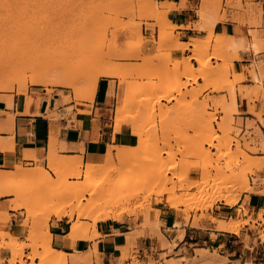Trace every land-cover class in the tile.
Instances as JSON below:
<instances>
[{"label": "rangeland", "instance_id": "1", "mask_svg": "<svg viewBox=\"0 0 264 264\" xmlns=\"http://www.w3.org/2000/svg\"><path fill=\"white\" fill-rule=\"evenodd\" d=\"M169 8L170 5L163 7L155 0H0L2 71L9 72L13 66H18L21 72L29 75L28 65H18L17 59L39 54L49 56L48 65L54 67L57 76L67 74L65 78L70 75L68 78H72L77 72L75 65L73 69V63L67 64L64 69L58 65V60L70 52L72 46L80 48L92 58L100 59L104 65L122 66L127 70V81L123 84L127 87L129 105L125 114L130 119L134 117L141 126L139 137L150 147L120 172L114 170L107 173L99 169L86 174L83 166L86 162L81 156L74 157L81 161V165L57 168L58 173L50 170L51 158L44 164L31 167L23 165V174L16 182L24 188V200L30 213L43 212L51 206L70 208L77 204L85 205L92 195L87 190L89 187L97 193L120 187L122 191L119 192L124 197L121 196L122 199L115 194L123 202L119 199L117 210L126 209L129 214L125 219L130 220L135 227H157L160 211L155 207L162 206L175 213V224L180 229L189 222L197 226L202 220L211 221L212 216L221 222H232L236 215L243 212L245 214L238 217L241 228L246 225V221H250L258 235L264 232V208L258 211L261 216L258 212L252 215L243 205L248 194H264V149L261 147L264 136L252 120H247L243 130L242 119L235 118L238 111L232 108V93L238 90L242 94L244 88L238 84L245 79V75L240 78L234 68V60L239 59L238 50L242 47L224 46L218 39H210L214 33L213 20H254L252 25H248L251 39L247 46L254 51L251 45L257 42L259 48L254 52H264V0H202L200 10L207 13L208 19H199L194 26L205 31V36L184 42L188 47L184 50L190 54L182 58L171 55L172 51L177 50L175 41L179 36L174 34L176 26L167 18ZM156 11L159 12L156 17H149ZM161 30L171 35L165 43L158 37ZM144 31L151 32L150 37H146ZM193 39L197 41L191 45ZM138 43H144V46L134 50ZM190 45L192 48H189ZM201 49L203 52L198 56L199 60L194 59L195 52ZM156 57L159 58L147 61ZM177 59L183 63L179 64ZM187 64L194 67L197 75L207 64L212 67V72L202 78V84H198V76L193 79L192 76L184 75ZM258 64L252 63L249 70L251 75ZM253 80L260 81V78ZM165 83H171L173 90L163 91ZM41 88L49 94L58 91L64 95V100L77 102L74 89L63 86L28 84L25 92ZM209 88L225 94H204ZM261 89L260 84L254 86V99L258 98ZM14 91H17V84L13 90H0V93ZM163 95H167V99ZM244 95H249V91ZM66 110H71V107ZM47 115L50 118L60 116L56 107ZM208 125L214 133L206 130L210 127ZM115 152L112 149L113 155ZM62 157L58 149L54 160L59 161ZM103 160L92 163H101ZM46 169L50 175L42 178ZM156 172L165 173L164 179L160 180ZM243 174H247V185L244 184ZM65 183L77 191L57 200L56 196L61 194ZM227 188L229 199L235 202L232 206L239 205L233 214L234 218L226 220L215 216L221 206L231 207L223 198L211 201L208 193V197L200 199L202 201L197 202V197L193 198L204 192L216 195ZM192 200H195L194 203ZM10 242L18 247L14 254L7 247ZM31 242L27 235L20 240L18 237H6L0 231V248H7L10 253L9 258L0 257V264H42L39 259L36 263V258L28 256L34 251L43 250L45 240H40L38 246L30 245ZM27 248L29 252H26ZM197 252L200 258L193 260H204L205 264H212V259L217 257V251L210 253L202 249ZM128 256L136 264L134 255ZM201 264L204 263L201 261Z\"/></svg>", "mask_w": 264, "mask_h": 264}, {"label": "crops", "instance_id": "2", "mask_svg": "<svg viewBox=\"0 0 264 264\" xmlns=\"http://www.w3.org/2000/svg\"><path fill=\"white\" fill-rule=\"evenodd\" d=\"M155 1L170 5L167 18L176 26L174 34L179 36L180 41L189 42L190 38L205 36V31L195 29L194 26L200 19L202 0ZM214 32L232 35L235 42L241 41L243 45L238 50L239 59L234 60L235 70L245 75V79L238 84L244 87L242 94L236 90L238 114H235V118L242 119L243 130L247 120L254 121L264 136V52L255 53L252 46L254 51L247 46L251 39L247 23L241 24L228 18L217 22ZM144 34L150 37L151 32L144 31ZM189 54L187 50L172 51L175 58ZM253 62L259 64L254 67L255 73L252 72L251 75L249 70ZM253 75H257V80L260 78V81L253 80ZM111 77L99 78L92 101L68 102L58 91L49 94L44 88L27 93H0V170L13 173L15 164L18 163L29 167L37 165L34 161H39V165L46 163L52 134L57 138L55 146L57 151L59 149L60 156H81L83 162L101 161L109 145H135L137 136L131 132L130 125L123 124L115 129V109L118 103L123 102L126 87L118 79ZM202 82L203 79L199 77L197 83ZM259 84L262 89L258 98L254 99L253 89ZM246 91H249V95H244ZM204 94L217 96L225 92L217 93L209 88ZM9 96L10 105L7 104ZM163 103L170 104L166 101ZM69 106L71 110H66ZM55 107L60 116L50 118L47 114ZM250 130H253V126ZM247 196L243 205L250 210V214L264 208V194L252 192ZM14 198L12 193L0 194V231L23 240L28 235L26 226L30 220L28 224H24L25 209L12 208ZM238 207L239 205L221 206L215 216L226 220L234 218L233 214ZM155 208L160 211L157 227H135L125 217L101 220L97 225L99 235L92 239L68 237V216L52 215L48 220L52 246L68 255L67 264H134V259L127 257V254L134 255L136 264H201V261L205 264L204 260H193L200 258L197 251L202 249L210 253L217 251L212 264H264V240L252 228L250 221L243 228L241 226L236 234L217 230L216 223L211 222L212 220H202L197 226L189 222L181 226V232L175 224V213L162 206ZM243 214L245 213L242 212V216ZM259 214L262 215L261 212ZM179 235L182 237L178 238ZM29 251L27 248L26 252ZM0 257L9 258V250L1 247Z\"/></svg>", "mask_w": 264, "mask_h": 264}, {"label": "bare ground", "instance_id": "3", "mask_svg": "<svg viewBox=\"0 0 264 264\" xmlns=\"http://www.w3.org/2000/svg\"><path fill=\"white\" fill-rule=\"evenodd\" d=\"M159 4L163 7H166L169 5L167 3H159ZM158 13L159 12L157 11L155 13H151L149 14V17H156ZM207 17H208L207 13L204 10H200V20L206 21L208 19ZM221 19L224 20V18H221ZM252 21L254 22V20H251V21L241 20V24L247 23L248 25H252L251 24ZM217 22H220L219 19L213 20L214 24H216ZM158 37L162 43H165L171 38V35L161 30L159 32ZM210 39L211 40L218 39L221 42V44L224 46L234 45L237 47L239 46L238 48L243 47L241 41L239 43H237V41L235 42V38L232 35H226V34H220V33L214 32ZM196 41H197L196 39H193V42L191 43V45L195 44ZM175 45L177 46V50L183 51L184 49L188 48L187 45H185V43L180 41L178 38L175 41ZM143 46H144V43H138L136 48H133V49L136 50L137 48H142ZM251 46L256 50L259 48L257 42H253ZM132 51L133 50H131L130 52ZM202 52H203L202 49L196 51L194 59L199 60L198 56ZM157 58L159 57L149 58L147 61H152ZM177 60H179L178 61L179 64L183 63L181 59H177ZM58 61H59L58 65H62L63 69L65 68L67 64L73 63V69L75 65V69L77 71L75 72V74H73L74 77L68 78L71 76L70 75V76H67V78H65L67 74L64 75L65 77L57 76V73L55 74L54 72L55 70H53L54 67L52 68L48 65V63L50 62V58L47 55H39V54L38 55L37 54L36 55L34 54L25 55V56H21L20 58L18 57L17 63L18 65L27 64L30 74L26 75L25 72H21V70L18 69V66H13V69L11 71L9 70V72L8 70L7 71L5 70L6 72H4L2 71L3 68H0V72L1 71L3 72V73L2 72L0 73V90H3V91L13 90L16 84H17V92H24V93H25V90L28 84H32L36 86H44V87L63 86V87L74 89L73 91L75 92L74 95H76L75 97L77 101L78 100L79 101H92L94 98L95 92H96V88H97V84H98V80L100 76L116 77L118 78L119 83H124L127 81V76H126L127 70L123 69L122 66L112 67V66L104 65L100 59L92 58L89 55H86L83 50H81L80 48L76 46L74 47L72 46L71 51L62 55ZM193 68L194 67L191 64L185 65V68H184L185 70L183 72L184 75L192 76L193 79H196L197 76L201 78H205L212 72L211 70L212 67L209 64L205 65L203 69L198 72L199 75L195 74V71ZM237 74L239 75L240 78L244 77V74L242 72H238ZM256 76L253 75V78L257 79ZM165 84L162 89L163 91L168 92L170 90H173L174 87L171 86V83L170 84L165 83ZM163 96H164L163 98H166L167 95H163ZM127 99L128 98H127V87H126L124 100L121 104L118 103L115 109L114 126L118 128L123 124L130 125L131 132L138 137L136 144L135 145H124V146L110 145L111 147L108 148L106 152L104 153L103 162L101 163L86 162L83 164V166L86 168V174L90 172L92 173L94 170L98 171L99 169L103 171H107V173L109 172L111 173L114 170L116 172L117 171L120 172L121 169L125 167L126 164L131 163L133 159L137 158L141 154V152H143V150H146V149L150 150V147H147V144L143 141V139L139 137L140 133L142 132L141 126L133 119L134 117L130 119L125 114V112H127L126 111L127 106L129 105V102L127 101ZM231 99H232V108L234 110H237L235 92L232 93ZM10 102H11V96L8 97L7 104L10 105ZM8 129H11V127H8ZM206 130L210 131L211 134L213 132V128L211 126ZM51 136L52 137L49 141L50 149L48 151V157L49 159L51 158L50 160L51 163L49 164L50 170H52L55 173L56 172L58 173L57 168H67L70 166H78L79 164L81 165V161L77 160L74 157L63 156L61 160L55 161L54 157L57 153V146L55 145H56L57 138L55 139L53 137V134ZM262 144L263 146L261 147L264 149V139H263ZM112 149L116 150L114 155L112 153ZM251 161L252 160L248 162L250 163ZM34 162L37 164L40 163L39 161H34ZM15 168L16 169L15 171H13V173L0 170V194L2 195L10 194V193L14 194L15 198L13 200L12 208L13 209H18V208L25 209L26 217L23 220V223L28 224L30 220V223L28 224V235H27L28 238L32 240L31 242L32 244L30 245L38 246V243L40 240H45L44 245H43V250H40L39 252L34 251L32 254L33 257L32 255L28 256L29 258L39 259V261L42 262V264H67L68 255L63 250L56 249L52 246V234L49 230V224H48V220L52 215H55L56 217L68 216L69 218L68 221L70 223L68 237L92 239L99 235V232L97 230V225L100 220H109V219L117 220L129 214L127 211H125L126 209L123 210L122 208L121 210L120 209L117 210L116 206L118 205V203L121 202V198L124 197L123 193L121 195L119 192L120 187L114 190H111V191H105V192H99V193L94 192V189L89 187L87 188V190L88 191L90 190L89 192H91L92 195L85 205L77 204L70 208H67L65 206H61V207L51 206L43 212H39L36 214L30 213L29 206L26 204L24 200V196H25L24 188L21 185L20 186L17 185V182H16L18 179H20V176L23 174L22 164L20 163L15 164ZM155 174H158V177L160 180L164 179L163 175L165 173L161 174V173L156 172ZM49 175L50 174L48 170L46 169V171H44L42 175V178H48ZM242 178H243L244 184L247 185L248 184L247 174H243ZM164 181L166 182V180ZM63 185H64L63 187L64 189L61 192V194H58V196H56L57 200H61L67 195H72L75 191H77L76 189H70L67 186V183ZM227 190L228 188L224 192L218 193L216 195H214V193L204 192V194L194 196L193 198L195 199V197H197L196 199L198 202V200L207 196L206 194L208 193V196L211 197V201H214L215 199L223 198L226 201L225 203L231 206L235 205V202L229 199L230 193H227L228 192ZM115 194H116V197L122 196L121 198H119L120 202H119V199L115 197ZM112 196H113L112 201H110V198ZM194 201L195 200H192L193 203ZM240 216H242V213L241 214L239 213L238 215H236V217L234 218L232 222H221L216 217H213V216L210 217V219L212 220L213 223H216V229L224 230V231H228V232H232L236 234L239 232V229H240V223H239L240 219L238 220V217ZM82 219H89L90 221L83 222ZM247 222L248 221H246L245 223ZM4 234L6 237L16 238L13 234H9L8 232H4ZM180 236L181 235H179L178 238H180ZM261 238L262 240H264V233L261 234ZM15 245L13 243L7 245V247H10L12 253L16 251V248H18ZM34 254L36 255L34 256ZM219 261L220 260H218V262Z\"/></svg>", "mask_w": 264, "mask_h": 264}]
</instances>
